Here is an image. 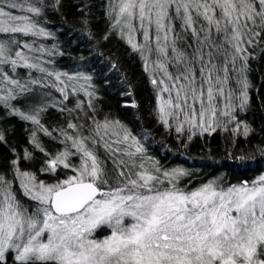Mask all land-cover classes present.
Wrapping results in <instances>:
<instances>
[{"label": "snow or ice", "instance_id": "snow-or-ice-1", "mask_svg": "<svg viewBox=\"0 0 264 264\" xmlns=\"http://www.w3.org/2000/svg\"><path fill=\"white\" fill-rule=\"evenodd\" d=\"M61 4L0 0V120L30 125L23 148L0 126L11 153L0 158V264H264V174L203 179L150 155L102 111L91 75L55 67L64 52L42 41ZM106 15L102 38L142 62L155 120L178 143L250 135L239 113L249 61L264 53V0H106Z\"/></svg>", "mask_w": 264, "mask_h": 264}, {"label": "trees", "instance_id": "trees-1", "mask_svg": "<svg viewBox=\"0 0 264 264\" xmlns=\"http://www.w3.org/2000/svg\"><path fill=\"white\" fill-rule=\"evenodd\" d=\"M44 26L53 38L42 42L64 52L55 58V67L91 75L102 111L126 123L148 146L149 154L165 166L187 167L203 179L213 174L223 175L232 183L250 181L264 174V155L257 150L264 145V53L258 52L249 61L250 100L247 110L239 113L243 123L252 129L250 135L233 137L231 131L217 130L212 135L194 137L183 147L175 133H168L155 120V96L142 62L117 36L102 38L109 26L106 0H62L59 11L47 10ZM127 92L131 95H126ZM133 100L136 108L128 106ZM44 119L46 126L54 127L58 121L62 122L55 109H50ZM0 126L7 128L11 144L19 148L28 146L30 125L5 113ZM10 155L8 147L0 145V158ZM239 156L246 159L239 160Z\"/></svg>", "mask_w": 264, "mask_h": 264}, {"label": "rangeland", "instance_id": "rangeland-1", "mask_svg": "<svg viewBox=\"0 0 264 264\" xmlns=\"http://www.w3.org/2000/svg\"><path fill=\"white\" fill-rule=\"evenodd\" d=\"M231 126V125H230Z\"/></svg>", "mask_w": 264, "mask_h": 264}]
</instances>
